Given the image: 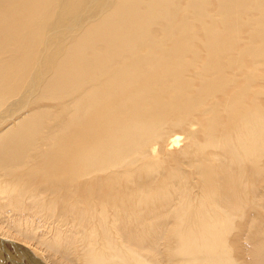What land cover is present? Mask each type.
<instances>
[{"label":"bare ground","instance_id":"1","mask_svg":"<svg viewBox=\"0 0 264 264\" xmlns=\"http://www.w3.org/2000/svg\"><path fill=\"white\" fill-rule=\"evenodd\" d=\"M0 247L264 264V0H0Z\"/></svg>","mask_w":264,"mask_h":264},{"label":"rangeland","instance_id":"2","mask_svg":"<svg viewBox=\"0 0 264 264\" xmlns=\"http://www.w3.org/2000/svg\"><path fill=\"white\" fill-rule=\"evenodd\" d=\"M0 249L2 250V248L0 247ZM11 250V251H10ZM8 251V252H6ZM3 252H0V264H35L34 262H28V258L19 261L18 258L20 259L21 256L18 255V252L13 249V248H7V250ZM12 254V255H11ZM16 255H18V257H16ZM25 257V256H24ZM26 258V257H25ZM31 261V260H30Z\"/></svg>","mask_w":264,"mask_h":264}]
</instances>
